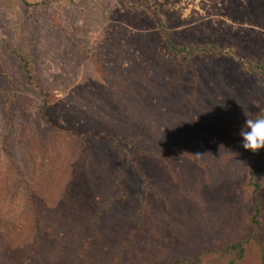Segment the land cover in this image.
<instances>
[{
  "label": "trees",
  "instance_id": "1",
  "mask_svg": "<svg viewBox=\"0 0 264 264\" xmlns=\"http://www.w3.org/2000/svg\"><path fill=\"white\" fill-rule=\"evenodd\" d=\"M13 1L24 7L46 8L54 0ZM118 1L130 15L140 16L144 13L147 20L157 26V39L163 41L167 52L178 59L184 71L189 68L192 70L191 102L202 86V78L197 71L198 60L206 56L216 59L230 56L244 74L264 78L263 58L256 60L243 56L233 48L221 47L210 39L194 43L176 41L173 26L162 14L156 0ZM249 2L253 6L264 4V0ZM228 4L226 8L230 7ZM233 10L235 17L238 7L235 5ZM258 11V15L252 16V19L261 15V10ZM120 25L116 26L115 31L108 30L106 33L108 40L105 45L108 48L112 46L111 54L119 53L120 47H125L127 42L132 43L129 48L133 46L142 52L150 37L139 34L127 36ZM74 46L80 50L78 45ZM81 50L82 56L86 51L94 60H99L92 48ZM27 54L16 55L22 63L27 85L39 97L33 106L34 110L38 118L51 123L49 110L52 93L45 90L38 81L31 54ZM143 61L146 67H151L152 77L162 69V62L158 58ZM139 65L142 80L134 79V82L141 86L144 80L147 84L149 82L145 78V70ZM1 75L6 76L4 68H1ZM214 84L216 88L221 86L218 81ZM1 89L6 90V86L0 82ZM12 91V102L18 101L19 96L14 88ZM87 95L89 99L96 100L99 91L95 89L87 92ZM242 95L244 98L231 103L227 108L233 110L244 107L242 110H247L251 117L264 116L263 104L250 100L256 106L251 111L247 106L249 96L246 93ZM111 98L105 97L104 102ZM70 100L71 96L68 95L61 100L62 105H58L65 114L70 113ZM140 103H125L126 108H121V113L131 115L129 110L134 108L132 110L138 111L139 121L148 119V104L140 107ZM99 108L96 106L94 110ZM194 109L189 108L190 114ZM243 111L231 113L226 121L228 129L218 137L209 133L213 131H204L198 122L190 128L196 133H203L202 146L209 142L207 158L197 152L202 151V146L192 153L175 152L169 147L173 144L171 138L168 141L163 134L157 135L154 140L157 143L153 145L156 147L153 148L151 143L144 140L148 133L146 127L135 132L138 121H133L124 131L117 133H109L98 126L97 133L91 132L96 138H105L114 146L111 166L108 157L99 147H91L88 159L81 156L78 163L64 156L65 162H61V167L57 168L60 169L59 176L55 177L52 173L51 178L44 175L42 163H33L26 180V171L23 170L27 168L26 164L20 167L13 161L8 162V172L0 169L1 190L3 193L7 190L6 184L9 183L12 170V174L16 172L20 179L29 181L27 196L20 194L16 198L10 197L8 202L9 210L13 212L18 203L26 200V212L23 211V218L20 216L19 220L30 226L29 237H35L36 245L31 247L27 242L25 247L23 243L13 242L3 250L6 258L3 257L0 264H46L50 258L51 264H264V149L254 154L249 150L246 152L242 147V137L238 133L246 119ZM79 117L74 121L79 123ZM188 117L191 119V116ZM91 120L93 123L88 122V126H94V119ZM210 123L209 127L213 126ZM70 129L75 136H79L77 131ZM80 139L84 140L85 137ZM34 140L35 143L39 141L38 138ZM123 147L129 151L124 152ZM30 148L34 150L33 145ZM238 151H242V156L237 154ZM103 157L106 159L103 160ZM129 160L137 173H140V186L134 188V191L139 189L136 194L125 183L126 177H132L125 165ZM86 161H89L90 166L83 168ZM63 165L65 168H62ZM154 165L162 166L163 172L155 173ZM151 170L154 174L149 173ZM49 181H52L51 185ZM88 182H92L95 187L89 192ZM9 184L13 185L11 182ZM39 189H44L41 197L36 196ZM37 201L41 204L38 205ZM0 212L3 215L2 209ZM12 212L10 215L13 218L17 216V211ZM11 221L4 222L12 227ZM61 231L63 237L58 236ZM0 238L3 236L0 235ZM58 239V249H55Z\"/></svg>",
  "mask_w": 264,
  "mask_h": 264
},
{
  "label": "rangeland",
  "instance_id": "2",
  "mask_svg": "<svg viewBox=\"0 0 264 264\" xmlns=\"http://www.w3.org/2000/svg\"><path fill=\"white\" fill-rule=\"evenodd\" d=\"M156 1L160 4V10L166 20L173 26L176 41L194 43L210 39L221 47L233 48L243 56L256 60L264 59L263 3L253 6L249 0H232V3L231 0ZM227 3L230 4L228 8ZM235 5L238 12L233 17ZM257 9L262 13L252 19V16L258 15ZM130 14L118 0H54L53 4L46 8L24 7L13 0H0V82L6 86V90H0L1 171L4 169L8 172L6 165L10 161L20 167L26 164L27 168L23 170L26 171L25 177L28 180L29 168H32L33 163H42L44 175L51 178L50 174L53 173L56 177L60 173L57 168L61 167V162H65L64 156L78 163L81 156L88 159L91 147L102 148L111 166L114 146L105 138H96L94 133H97L98 127L109 133L124 131L133 121H138L135 132L146 127L148 133L144 140L151 143V147L157 143L154 141L157 135L163 134L168 141L171 138L173 144L169 147L175 152L192 153L195 149H200L204 142L203 133L190 129L196 122L204 131H213L209 133L218 137L228 129L226 121L230 115L243 111V107L233 110L227 108L231 103L244 98L242 94L249 96V110L256 108L250 100L264 105V78L244 74L235 59L230 56L217 59L206 56L198 60L197 71L202 78V86L191 102L192 70L189 68L184 71L178 59L167 52L163 41L157 39V26L148 21L144 13L140 16ZM241 15L245 16L240 18ZM118 25L126 31L127 36L139 34L150 37L142 52L133 46L129 48L131 42H124L125 47L121 46L119 53L111 54L112 46L108 48L105 45L108 40L106 33L108 30L115 31ZM120 38L123 41L122 37ZM74 45H78L80 50ZM85 47L92 48L99 60H94L86 51L82 56L81 49ZM27 53L31 54L38 81L45 90L52 93L49 110L51 123L38 118L34 110L33 106L37 104L39 97L27 85L22 63L16 55L24 56L28 55ZM153 58L161 60L162 69L152 77V69L146 67L143 59L151 61ZM138 65L145 70L148 84L145 80L141 86L134 82V79L138 81L142 78ZM1 68L5 69L6 76L1 75ZM215 81L221 86L216 88ZM13 88L19 96L15 102H12ZM95 89L100 95H97L96 100L89 99V95L86 97L87 92H93ZM68 95L71 96V109L70 113L65 114L58 105H62L61 100ZM76 95L80 97H72ZM107 96L112 98L104 102ZM138 101H141L140 107L148 104L147 111L150 115L144 121H139L137 109L129 110L131 115L125 116L121 113V108H126L125 103ZM94 102L101 103L97 105ZM96 106L101 108L94 110ZM191 107L196 109L190 114ZM79 116V123L75 122ZM188 116H191V119ZM91 119H94V126L87 125L92 122ZM210 121L213 125L211 127ZM70 128L77 131L79 136H75ZM31 137L33 140H30ZM35 138L39 140L37 143ZM31 145L34 150H31ZM208 146L209 142H206L202 151H197L198 154L207 158ZM34 151L35 155L32 154ZM123 151L129 150L123 147ZM237 154L242 156V151ZM88 162L82 167L90 166ZM125 165L130 177L132 174L130 179L125 178V183L127 187L133 188V193L136 194L139 189L134 191V188L140 186V173H137L131 160L126 161ZM154 166L155 173L163 172L162 166ZM62 168H65V165ZM12 171L8 182L13 185L6 184L7 190L3 193L0 184V210L3 212V215L0 212V235L3 236L0 238V262L3 257L6 258L3 250L13 242L23 243L25 247L27 242L31 247L36 245L35 237H29L30 226L22 224L19 220L20 216L23 218V211L26 212V200L14 208L13 212L17 211L15 219L10 215L12 211L9 210L8 199L16 198L20 194L26 197L29 183L20 179L18 173L12 174ZM149 173L154 174L153 170ZM48 184L51 185L52 181ZM87 187L88 192L95 189L92 182H88ZM43 190H37L36 196H43ZM36 203L41 204L40 201ZM3 220L11 221L13 226ZM58 236L63 237V231ZM40 240L43 242L42 238ZM59 241L60 239L56 240L55 249H58ZM50 262L51 258L46 264H51Z\"/></svg>",
  "mask_w": 264,
  "mask_h": 264
},
{
  "label": "clouds",
  "instance_id": "3",
  "mask_svg": "<svg viewBox=\"0 0 264 264\" xmlns=\"http://www.w3.org/2000/svg\"><path fill=\"white\" fill-rule=\"evenodd\" d=\"M244 116L246 119L238 134L242 137V147L255 154L264 149V116L251 117L245 109Z\"/></svg>",
  "mask_w": 264,
  "mask_h": 264
}]
</instances>
